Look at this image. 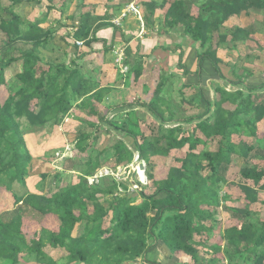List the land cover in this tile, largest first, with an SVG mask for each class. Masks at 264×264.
I'll list each match as a JSON object with an SVG mask.
<instances>
[{"label":"trees","instance_id":"1","mask_svg":"<svg viewBox=\"0 0 264 264\" xmlns=\"http://www.w3.org/2000/svg\"><path fill=\"white\" fill-rule=\"evenodd\" d=\"M42 1L0 0V33L5 38L0 47V87L8 94L0 104V188L13 198L12 209L0 213V264H161L148 258L158 243L167 254L188 264H264V219L250 208L264 206L260 199L264 193V83L245 84L255 69L244 71L238 80L226 79L216 56V48L228 40L235 47L251 39L254 26L226 31L224 24L242 13L264 12V0H150L142 4L149 15L162 12L159 28L180 29L181 36L196 47L192 74L198 83L196 97H181L174 105L164 96L174 76L159 74L149 102L137 103L157 119L149 125L148 134L141 131L143 121L135 111L119 121L103 116L100 104L111 89L86 80L76 61L45 59L43 51L62 26L59 22L44 30L40 24L64 4L59 7L47 0L44 14L34 21L23 20L14 11L16 6H38ZM144 19L146 27L153 26ZM107 21L106 16L81 14L75 40L90 49L99 31L113 27ZM165 50L178 53L173 63L183 70L182 75L191 74L185 69L181 46ZM76 54V60L84 56L80 48ZM135 59L125 64L138 80L143 57ZM205 61L230 88L217 87L218 100L213 103L202 87ZM15 63L20 69L6 80L5 70ZM199 102L204 111L187 116V108H198ZM225 104L234 108L226 109ZM72 110L87 118L73 119L77 127L72 156L61 166L69 179H63L62 172L42 173L43 190H26L35 159L25 135L59 127ZM102 127L130 138L133 149L116 137L109 148L99 150L96 144ZM177 152L183 156L172 154ZM135 154L146 165L147 185L140 192H130L127 181L117 182L113 177L97 186L88 185L87 178L103 167L130 166ZM169 159L175 164L168 165ZM148 166L156 171L166 168L164 178L152 177ZM232 169L237 171L230 180ZM14 185L26 191L18 195ZM236 195L246 203L243 208L228 205L237 200ZM219 211L230 218L226 228L216 219ZM27 213L34 218L53 216L57 231L38 225L28 238L24 232ZM211 235H218L220 242H212ZM51 250L64 255L54 259Z\"/></svg>","mask_w":264,"mask_h":264},{"label":"crops","instance_id":"2","mask_svg":"<svg viewBox=\"0 0 264 264\" xmlns=\"http://www.w3.org/2000/svg\"><path fill=\"white\" fill-rule=\"evenodd\" d=\"M149 1L150 0H129L126 3H122L120 0H111L110 2L106 1V4L108 5L106 9H109L108 15L106 14L107 11L98 13V6L95 8L89 5L87 8H83L82 14L91 12L97 17L106 16L108 19L107 22L113 25L112 28L108 27L97 33L96 37L98 38V41L93 43L90 49L84 47V45L78 47L75 45L77 41L74 38V33L76 32L78 20H72L71 16L73 14H68L66 19L63 18L65 10L64 7L61 11L58 10L51 12L52 14L56 13L59 16L61 14L59 20H51L50 13L49 16H47L46 21L40 24V28L44 30H49L58 26L59 22L62 26L55 34L52 40L51 48L43 51V56L48 62L68 63L72 60L76 61L80 73L86 80L94 82L102 89H111L110 92L102 99V103L100 104L99 108V111L108 120L116 121L124 117L129 111L137 112V117L141 120L144 119L143 113L145 112L144 110H146V108L138 106L137 103L149 102L151 94L156 87V84L154 86L152 84H150V86L149 84L147 85L146 82H148L147 77L149 73H152L155 70V67H158L159 69L164 68L165 64L168 63L167 60L170 61L171 52L170 50H165L166 48L173 49L177 46H180L183 41H186L187 43L189 42L181 36L180 29L166 31L159 28V24L163 19L162 12L158 10L153 15H149L142 5L143 3H147ZM43 2L47 3V0H43L42 4L38 6L35 4L19 5L15 7L14 11L16 13V10L21 6L32 5L31 9L34 8L35 11L33 12V16L31 18L24 19L20 15L19 16L23 20L34 21L38 18H41L45 12V5ZM131 4H133V6L138 9L139 16L132 12H128L127 16L122 18L123 12ZM93 10H96V12L94 13ZM35 12L36 14H34ZM144 16L147 17L148 23L152 24L153 26H145ZM114 21H117L119 25H115L113 23ZM252 26H254L255 29V33L251 36L252 40L250 39L244 43H238L235 47H232L228 40L227 43L216 49V56L220 60L219 67L226 79L230 81L238 80L239 78H243L245 76L244 71L255 69V74L248 78L245 81V84L258 86L264 83V12H250L248 14L242 13L239 16L231 17L224 24V29L228 31L235 27L248 28ZM188 46L189 48L186 50V53L183 54V62L184 59H187V63H189V60L191 59V64H194L196 69V47L191 43L188 44ZM77 48H80V51L84 54V56L81 55L76 60L75 57H77ZM220 49L227 57L234 58L233 61L230 58L221 60L218 54ZM119 52L122 53L124 57L123 66L127 68V72L125 74L121 73L120 67L115 62L117 58L116 54ZM136 57H143V70L138 80H134V74L132 73V70H130V66L125 64V62L128 63V61L132 62V60H137L135 59ZM171 63H173V61ZM188 65L189 64H187V67ZM19 69L20 65L18 63H15L13 66L6 69V80H9L13 76V73L18 72ZM195 71L196 70H194V72ZM203 71V83L208 81H220L216 77L212 66L207 61L203 63ZM193 76L196 81L195 75ZM195 85H197V82ZM225 89L228 90L230 88L227 87ZM131 90L133 94L129 93ZM204 95L206 97L205 91ZM7 96L8 94L5 87H0V104L6 100ZM76 117L84 119L87 118L83 113L72 110L68 118H66L59 126V129L65 124L69 122L71 124L73 122L71 124V130L74 131L71 133L73 136H75L76 123L73 121V119ZM90 121H95V118H91ZM110 130L111 129H108L107 127H102L100 129L99 135L101 137H106L107 135L109 136L111 134L118 135V133L115 131L112 130L111 132ZM141 131L143 132L142 129ZM104 137L102 141L105 140ZM125 139L127 140L125 141ZM129 140L131 139L124 138V141L127 145ZM98 146L99 143L97 144V147ZM104 148L105 146L98 149L102 150ZM49 217L54 218L53 216ZM38 225L46 228L42 223H36L35 231ZM57 229L58 223L56 229L49 230L57 231ZM51 251L54 252V250ZM61 253L62 255L57 258L53 257L51 254L50 255L54 259H58L63 257L64 253Z\"/></svg>","mask_w":264,"mask_h":264},{"label":"rangeland","instance_id":"3","mask_svg":"<svg viewBox=\"0 0 264 264\" xmlns=\"http://www.w3.org/2000/svg\"><path fill=\"white\" fill-rule=\"evenodd\" d=\"M52 1L54 5L60 6L64 4L65 10H64L63 18L66 19V17H68V14H73L71 16L72 20H78V17L82 14L83 8H87V6L89 5L95 8L98 6L99 7L98 13L107 11L106 14L108 15L109 9L108 10L106 9L108 7L106 3L110 2L111 0H82L81 2L77 0H52ZM120 1H122V3H126L129 0H120ZM43 4L45 6L47 5L46 2H43ZM81 4H83L82 7H81ZM31 7L32 5L21 6L20 8L16 10V13L20 15L21 17H23L24 19L31 18L33 16V12L35 11V9L34 8L31 9ZM93 11L94 13L96 12V10H93ZM34 14H36V12ZM60 16L56 13L50 14L51 20H59ZM4 42H5V38L0 33V47L4 44ZM188 44H190V42L187 43L186 41H183L182 44L180 45L182 48L183 54H185L186 50L189 48ZM49 48H51V45L49 46ZM177 54L178 53H173V54L170 53V57H171L170 61L167 60L168 63L165 64L164 68L159 69L158 67H155V70L152 73H149L147 77L148 82H146L147 85L149 84L150 86V84H152L154 86L155 84L158 83V76L161 72H166L168 75L173 74L174 78L172 82L168 84V87L166 88L164 96L170 100L171 104L173 103L174 105H177V103H179V101L181 100V97L185 98L186 100H189V99H193L194 97H196L198 93L197 91L198 83L197 85H195V83L197 82V78L195 76L196 78V81H195L194 76L192 74L194 73V70H196L194 64L193 65L191 64L192 60L190 59L189 63H187V59H184L185 69L189 71L191 74L187 76L182 75L183 70L177 69L176 64L171 63ZM218 54L221 60L230 58L233 61L234 59L232 57H227L225 53H222L221 49L219 50ZM187 64H189L188 67H187ZM202 87L204 91L206 92L207 100H209L210 103H213L218 100V95L215 89L217 87L227 88L228 86H226V83H224L223 81H208L206 83H203ZM129 93L133 94L132 90ZM201 103L202 102H199L198 108H194V109L187 108L186 115L194 116L199 113L201 114L204 111L203 105ZM223 107L229 110H232L234 108L233 106L229 104H225L223 105ZM144 111H145L143 113L144 119H142L143 122L141 123V129L143 130V133L148 134L149 125L152 123H156L157 119L152 114H150L148 111L146 110ZM116 121H119V119ZM71 124L69 122L60 129L59 127H55L52 130L50 129L33 130V131H29L25 135L27 146L31 151L34 152V159H35L33 166H32V167H35V171L30 175V178L28 180V189L26 190L30 192H36V193L43 190L42 188L43 186L40 185L41 183L40 175L42 173L51 174L53 171L58 172V173L62 172L64 175L63 179H66V180L69 179V174L62 171L63 168L61 167L63 164L64 166H66L68 162L65 161V159L64 160L56 159V153L58 152L62 153L67 147H70L72 149V146H73L72 143H73V139L75 136H73V134L71 133L74 131V130H71L72 129ZM258 127L260 131V135L263 136V126L260 124ZM103 132H106V131H103ZM103 137L102 138L99 137V140L97 142V144L99 143L98 148L103 147V146H105V148H109L112 145L113 140L116 139V137L124 139V137H122V135L120 134L118 135L111 134V136L104 137L105 140L102 141ZM126 140L127 139H125V141ZM128 145L130 146L131 149H133V144L131 140H129ZM172 154L173 155L175 154L174 156H178V157L183 156L182 152H179V153L177 152V153H172ZM73 159L75 158L73 157ZM171 164L174 165L175 163L172 161V159H169L168 165H171ZM150 169L151 168H149L148 166L147 172H149L152 175V177H155L158 179L164 178L166 174V168L159 169L157 171L150 170ZM236 171H237L236 169H232L230 173V177H229L230 180L234 178ZM135 177L136 176L133 175L132 178L129 179V182L132 183L133 180H136ZM13 190L18 195L26 191L24 189L19 188L17 185H14ZM45 190L46 188H44V191ZM232 191L234 194L238 193L237 190H232ZM235 199L237 200H233V203H228V205L236 206L238 208H243L245 206L246 203L241 198H238L237 195ZM260 199L261 201H264V193L260 194ZM138 202L139 200L137 201V203ZM12 207H13V198L11 194L6 192L4 189L0 188V213L5 212L7 210H11ZM250 208L253 212L258 214V216L261 219H264V206H262L261 204H256V205L250 206ZM30 214L27 213L25 217V224H24V232L27 237L31 238L32 235L34 234L36 223H39V224L42 223L48 229L57 228V223L54 218L52 217L42 218L40 216L38 217L36 216V218H34V216ZM216 219L218 221H221V227L223 228H226L230 225V218L228 214L225 213L224 211H219V214L217 215ZM210 240H212V242H220V238L218 237V235H211ZM49 254H51L55 258L62 255L61 252H57V251H54V252L49 251ZM148 258L152 261H157L161 264H188L187 263L188 261L183 258L181 259V257H180V260L177 258L170 257L169 254L165 253L160 243L156 244L153 248L150 249Z\"/></svg>","mask_w":264,"mask_h":264},{"label":"built area","instance_id":"4","mask_svg":"<svg viewBox=\"0 0 264 264\" xmlns=\"http://www.w3.org/2000/svg\"><path fill=\"white\" fill-rule=\"evenodd\" d=\"M128 12H132L135 15L139 16L138 9L133 6V4L129 5L127 9L123 12L122 18L126 17ZM115 25H119L117 21L113 22ZM77 46H81L82 42L77 41ZM116 64L120 67L121 73L125 74L127 72V68L123 66L124 57L122 53L116 54ZM71 148L67 147L62 153H56V159L64 160L66 158H70ZM142 166V167H141ZM141 167V168H140ZM136 176V180H133L132 183L129 182V179L132 176ZM113 177L117 182H129V190L130 192H140L141 186L147 185V177H146V165L142 159H140L138 154L134 155L133 163L128 167H116V169H112L109 167H103L98 170L95 174L87 178V183L89 186H97L104 178Z\"/></svg>","mask_w":264,"mask_h":264},{"label":"water","instance_id":"5","mask_svg":"<svg viewBox=\"0 0 264 264\" xmlns=\"http://www.w3.org/2000/svg\"><path fill=\"white\" fill-rule=\"evenodd\" d=\"M141 167H142V166H141ZM141 167H140V168H141Z\"/></svg>","mask_w":264,"mask_h":264}]
</instances>
